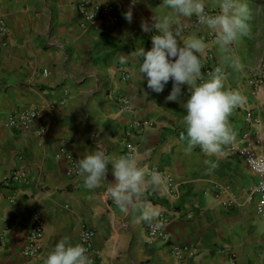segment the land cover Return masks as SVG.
<instances>
[{"label":"crops","instance_id":"1","mask_svg":"<svg viewBox=\"0 0 264 264\" xmlns=\"http://www.w3.org/2000/svg\"><path fill=\"white\" fill-rule=\"evenodd\" d=\"M82 1L0 0L9 27L7 45H0V184L18 167L31 171L30 179L16 190L14 203L0 197V236L5 238L0 264H45L60 239L81 244L84 226L95 230L94 246L101 254L92 264H231V251L239 264H264L259 176L244 157L229 150L246 143L264 155V86L257 90L252 83L264 61V0H244L249 8L247 33L226 47L215 40L212 60L207 51L211 30L195 16L178 21L186 39L199 36L206 43L205 78L221 66L225 87L239 89L246 97L229 117L236 140L223 154H207L199 146L186 152V110L180 100L190 96L188 85L180 100L168 101L172 81L162 93L153 92L138 71L142 57L126 56L123 63L119 59L137 47H152L155 30L145 32L141 24L154 23L155 15L168 11L163 0H134L121 10L117 25L103 18L85 21L79 11ZM206 7L220 11L219 0H206ZM128 11L133 13L131 22ZM122 69L128 71L127 79L120 77ZM120 97L128 98L134 110L124 109ZM29 107L42 117L37 123L44 128L42 136L6 123L9 115ZM135 119L153 121L143 137H132L138 162L159 170L165 182L146 184L122 210L107 191L114 179L111 170L101 186L88 189L78 169L70 171L67 155L76 164L99 146L108 154L111 169L125 154L124 138ZM209 160L216 163L214 169L209 170ZM229 200L233 204L225 206ZM146 201L168 215L167 237L150 239L152 220L137 222ZM36 211L45 221V231L42 255L31 259L23 249ZM174 242L197 247L198 255L176 258Z\"/></svg>","mask_w":264,"mask_h":264},{"label":"clouds","instance_id":"2","mask_svg":"<svg viewBox=\"0 0 264 264\" xmlns=\"http://www.w3.org/2000/svg\"><path fill=\"white\" fill-rule=\"evenodd\" d=\"M163 6L168 11L155 15L154 23L145 20L141 24L145 32L155 30L151 37L152 47L147 50L137 47L128 54L122 53L119 59L123 63L126 56L142 57L138 71L142 79H147V87L153 92L162 93L172 81V90L166 97L168 101L180 100L183 86L188 85L190 96L186 101L180 100L186 110L183 117L186 132L182 133V138L187 139L186 152L199 146L204 153L223 154L236 140L229 117L246 102V97L239 89L225 87L226 73L221 66H216L205 78L202 56L206 43L199 36L186 39L178 21L195 16L200 24L215 33L220 46L226 47L247 33L248 5L244 0H219L220 11L214 14L207 10L206 0H163ZM125 15L131 22L132 11ZM96 149L76 162L84 187L101 186L111 170L114 179L107 191L122 210L144 192L146 184L160 186L165 182L159 170L141 166L135 153L120 155L109 169L108 154L99 146ZM206 163L209 170L216 167L214 161ZM158 215L156 207L146 201L137 222L152 220ZM45 264H92V260L83 244L70 243L68 237H64L48 253Z\"/></svg>","mask_w":264,"mask_h":264},{"label":"built area","instance_id":"3","mask_svg":"<svg viewBox=\"0 0 264 264\" xmlns=\"http://www.w3.org/2000/svg\"><path fill=\"white\" fill-rule=\"evenodd\" d=\"M112 2L108 5L95 4L89 1H82L79 4V11L85 21L88 23H94L96 20L103 18L107 20L112 25H117L120 22V12L127 5L133 2V0H111ZM207 10L210 13L219 12L218 9L208 8ZM196 22L200 24L198 19ZM9 34V27L7 22L1 15V4H0V45H7V37ZM208 59L212 60L214 55L212 53V43L215 42L216 35L213 31H210L208 34ZM120 77L127 79L129 77L128 71L125 69L119 70ZM45 73H48L46 70ZM252 83L255 89H261L264 86V61L261 66L256 69L252 75ZM119 102L122 104V107L126 110H134V105L126 97H120ZM249 120L253 119V112L248 113ZM42 119L39 111L36 108H26L22 111L9 115L6 118V123L8 126L13 128H18L26 131L32 130L36 136H42L44 133L43 126H37V123ZM153 125V121L150 119H135L129 125L125 138V154L135 153L136 145L132 141V137L139 136L143 137L149 128ZM245 139L248 138V135L245 134ZM230 151L237 152L239 155L245 158L247 164L252 170H254L259 176V182L256 187V192L259 195L258 200V209L264 219V155L258 154L252 145L242 144L236 145L229 149ZM63 151V150H62ZM63 154L67 155L66 151H63ZM67 158L71 161L70 171L77 169V166L74 162V158L71 155H67ZM31 177V171L27 167H18L13 170L8 176H6L0 184V197L14 203L15 192L18 189L19 185L27 182ZM170 185L173 186L174 179L169 177ZM233 204L232 200L224 202L225 206H231ZM169 223V217L166 213H160L157 217L153 218L151 224L148 227V234L150 239H155L157 237H167L168 233L166 227ZM45 231V221L38 211L33 213L31 218V227L29 231V236L25 247L23 249V254L27 258L37 259L41 257V243L43 241ZM95 230L90 226H84L81 230L80 242L83 244L87 250L88 254L91 257L92 262H97L101 259L100 252L94 246L95 239ZM5 243L4 236H0V250L3 248ZM171 250L173 255L181 260H184L188 257H195L198 255V248L191 245H181L179 243H172ZM231 264H239L238 258L235 252L231 251Z\"/></svg>","mask_w":264,"mask_h":264}]
</instances>
